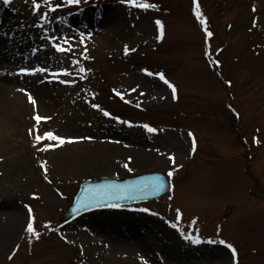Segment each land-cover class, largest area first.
I'll return each mask as SVG.
<instances>
[{"label":"rangeland","instance_id":"1","mask_svg":"<svg viewBox=\"0 0 264 264\" xmlns=\"http://www.w3.org/2000/svg\"><path fill=\"white\" fill-rule=\"evenodd\" d=\"M190 2L0 0L6 113L32 110L0 116V264H264V0ZM154 172L162 200L63 221L81 182Z\"/></svg>","mask_w":264,"mask_h":264},{"label":"snow or ice","instance_id":"2","mask_svg":"<svg viewBox=\"0 0 264 264\" xmlns=\"http://www.w3.org/2000/svg\"><path fill=\"white\" fill-rule=\"evenodd\" d=\"M3 4L4 5H9L11 3V0H2ZM65 3L67 4H76V3H79V0H64ZM128 2L132 5V6H136V0H128ZM193 2L195 3V0H193ZM45 3L48 4L49 3V0H45ZM33 6L36 10H39L40 8V5L35 3V0H33ZM139 7L141 8H144V9H147L149 7H155V5H149V4H140ZM197 8H198V5H197ZM49 12H53L55 11L56 9L53 8V7H49ZM196 15V18L198 20H200V22L203 24L204 21L201 19V13L199 11H196L195 13ZM157 25L159 26L160 25V22L157 21L156 22ZM208 36H211L212 33L211 32H207L206 33ZM54 47H56V51L57 52H60L62 49L59 47V46H56L54 45ZM126 53H127V50H126ZM46 71L45 68L43 67H39V68H35L33 71H28L27 69H21V74H24V75H35L37 73H44ZM81 72L84 71V69H80ZM148 75H152V73H147ZM62 75H67V73H63ZM160 79L162 81H164L165 84H168V87L169 88H172V91H173V94L175 93V88H173V86L171 84L168 83V81L164 78L163 75L160 76ZM61 82H65V81H61ZM27 94V93H26ZM28 99L30 101V103L33 104V106L36 105V101L32 98V96H28ZM95 107V106H94ZM105 116H108L109 113L107 111H105L103 113ZM33 119L36 121V124L39 125L41 120L42 119H49L48 117H42L40 116L39 114L35 115L33 117ZM121 123H123L121 121ZM144 128H146V130L148 132H153L154 129L152 128H149L147 125H144L143 126ZM31 134V133H30ZM191 135V134H190ZM42 139H48V140H58L59 143H64L65 141L60 139L59 137L57 136H54L51 132H46L44 134L43 137H41L40 135H37L36 136V143H40V141ZM194 143V142H193ZM42 151H46L47 149L44 148V149H41ZM41 167H43V165H41ZM125 167H127V165H125ZM173 175L172 172H169L168 173V176L171 177ZM102 188H105V189H110L109 192L106 193V195L109 197V199L105 200L103 197L99 198V199H89L87 196H85L84 198L81 199V201L78 203L77 207L73 209V211H80L81 208L83 209H88L90 207H92L93 204H96L98 206L100 205H107L109 207H119V205L117 204H113L112 203V199L111 197L114 196L115 199L117 200H120V199H128L130 197H128L127 195H125V188L123 186H119V185H104V186H97V190H100ZM135 211H139V212H148L149 210L146 209V208H139V209H134ZM154 214V213H152ZM179 218V216H178ZM172 227H176V225H172ZM27 231L29 233H33V225L31 222L28 223L27 225ZM38 235V234H37ZM181 235L183 236V239H185L186 241H189L191 244L193 245H197V244H200V243H203L204 241H201L200 238L198 236H193L191 234L189 235H184L183 233H181ZM207 243L211 244V243H214V241H206ZM219 243L221 245H224L226 248H229L231 249L232 251V256L235 257L236 256V250L234 248H232V246L230 244H225V242L223 240H220Z\"/></svg>","mask_w":264,"mask_h":264},{"label":"water","instance_id":"3","mask_svg":"<svg viewBox=\"0 0 264 264\" xmlns=\"http://www.w3.org/2000/svg\"><path fill=\"white\" fill-rule=\"evenodd\" d=\"M104 185H119L125 188L124 194L130 198L117 200L115 199L114 196L111 197L112 203L117 205L158 199L163 195H165L166 192L168 191V183L164 175L160 173L136 176L134 178L125 179L122 181L101 180L95 183H90V182L84 183L81 186V191L77 197V202H75V205L71 208L70 212L65 217L69 218L71 216H74L80 212L87 210H92L101 207H109L106 204L100 206L93 204L92 207L88 209L81 208L80 211H73V209L77 207L78 203L85 196H87L90 200L99 199L101 197H103L105 200L109 199L106 193L109 192L110 189L102 188L100 190H97V186H104Z\"/></svg>","mask_w":264,"mask_h":264},{"label":"bare ground","instance_id":"4","mask_svg":"<svg viewBox=\"0 0 264 264\" xmlns=\"http://www.w3.org/2000/svg\"><path fill=\"white\" fill-rule=\"evenodd\" d=\"M2 29H0V32H1ZM29 34H32V33H29ZM0 37H2V34L0 33ZM6 40V37H2V39H0V57H3L4 60L1 62L2 63V70H8L10 69V67H12L9 63V59L6 58V55H7V52L9 51L8 49V41H5ZM18 43H22V40H19ZM2 71V72H4ZM6 72V71H5ZM4 72L5 76L3 75L1 77V84H0V116H4V114L8 115H11L12 118H10L11 121H14L15 117L19 116L20 113L19 112H24V115H27L29 116L31 114V106L29 104H26V101L24 99V97H18L16 98L15 102L17 103V105L20 107L19 110H16L15 111V115H13L12 113L11 114H7L6 112L9 111V108H7L8 106H10L11 104V101L6 99L7 96L13 94L14 92H17L18 89L21 88V85L20 83H18L17 79H13V75L11 76H8L6 73ZM25 86H26V83H25ZM35 87V86H34ZM17 90V91H16ZM39 104H37V109L38 111H41L42 112V103L41 102H38ZM41 107V108H40ZM40 108V109H39ZM16 109V108H14ZM2 113V114H1ZM23 119V116H19V119ZM0 121L2 123V132L3 130H5L7 132V134L5 136H8V134L10 133V130L12 131L11 127H9V125L7 124H4L2 121V117H0ZM21 121H25V120H21ZM105 212H99V213H92L90 214V218H94L100 214H104ZM88 216V217H89ZM82 220L79 219V221ZM78 236V233H75V237Z\"/></svg>","mask_w":264,"mask_h":264}]
</instances>
